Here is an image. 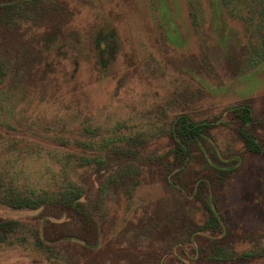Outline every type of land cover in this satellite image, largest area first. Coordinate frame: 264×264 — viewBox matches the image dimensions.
I'll return each instance as SVG.
<instances>
[{
    "label": "rangeland",
    "instance_id": "rangeland-1",
    "mask_svg": "<svg viewBox=\"0 0 264 264\" xmlns=\"http://www.w3.org/2000/svg\"><path fill=\"white\" fill-rule=\"evenodd\" d=\"M0 7V58L16 71L0 85V221L19 222L0 242V264H153L155 237L149 251L139 219L179 215L174 198L196 201L193 182L206 175L234 229L262 239L264 157L246 151L240 133L264 147V34H253L250 19L231 16L221 0ZM240 105L252 110L246 123L232 111ZM183 113L212 126L189 159L167 168L171 123ZM69 182L85 191V210L111 224L98 245L67 238L50 253L38 229L45 241L75 232L74 215L2 200L58 198Z\"/></svg>",
    "mask_w": 264,
    "mask_h": 264
},
{
    "label": "trees",
    "instance_id": "trees-1",
    "mask_svg": "<svg viewBox=\"0 0 264 264\" xmlns=\"http://www.w3.org/2000/svg\"><path fill=\"white\" fill-rule=\"evenodd\" d=\"M12 1L14 0H0V4H8ZM221 1L231 16L237 12L236 19L239 17L246 19V21L251 20L253 34H264V8L261 7V3H264L263 0ZM4 54L0 58V85L6 77L12 76L16 72L14 67L11 68L9 63H6ZM35 58L39 59L41 57L37 56ZM232 111L244 123L252 119V110L248 105L236 106ZM211 126L210 121H195L186 113L177 116L172 121L170 128V137L175 143L174 161L167 162V168L169 164L180 162L186 158L189 159L192 149L199 145V141L208 133ZM240 133L243 137L245 150L264 157V147L256 137L243 127L240 128ZM121 152H123V156L126 155L125 150ZM128 154V157L132 155L130 151ZM113 155L119 156L120 154L116 151ZM104 163H106V160ZM208 177L207 175L201 178L198 177L193 182L197 190L195 194L196 201L182 200L178 196L174 198L176 207L181 210L179 215L172 214L160 224L148 215L139 219V221L143 220L145 222H142L145 225L142 229L143 236L139 237L145 238L144 240L148 239L149 244L145 246L149 248V251H152L150 240H152L153 235L155 237V253L158 256L153 264H165L164 258L166 256L171 257L169 264H233L235 261L238 262L237 264H240L241 261L248 264H257V260L264 259V235L261 236L262 239L254 236L245 238L234 229L230 219L222 212L220 204H218V198H215L213 189L210 188ZM135 185H138V180ZM62 190L58 198H33L25 195L16 196L11 193V196L9 194L2 200V204L17 209L28 208L31 210L54 206L59 209L61 216L69 214L71 217L74 215L73 217L81 225V228L75 232L66 233L59 230L60 232L56 237L45 241L43 236H39L41 230L38 229L36 242L50 253L53 252L56 243L65 241L67 238L98 245L104 239L103 234L106 225L111 224V221L108 223L103 221L106 216L102 213L94 214L85 210L83 199L85 191L81 187H76L72 182H69ZM118 200L120 201V199ZM188 207L191 209L189 212L186 210ZM197 210L202 212V217L199 219L193 215ZM111 218L114 220L113 217ZM18 225L19 222L13 219L1 220L0 242L7 240L9 234L14 232ZM118 248H123V246L119 244ZM144 253L146 256L150 254ZM161 257L163 258L161 259Z\"/></svg>",
    "mask_w": 264,
    "mask_h": 264
}]
</instances>
